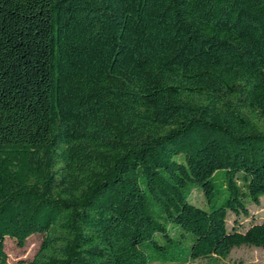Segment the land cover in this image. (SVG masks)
<instances>
[{"label":"trees","instance_id":"obj_1","mask_svg":"<svg viewBox=\"0 0 264 264\" xmlns=\"http://www.w3.org/2000/svg\"><path fill=\"white\" fill-rule=\"evenodd\" d=\"M261 197L264 0H0V264H226Z\"/></svg>","mask_w":264,"mask_h":264},{"label":"rangeland","instance_id":"obj_2","mask_svg":"<svg viewBox=\"0 0 264 264\" xmlns=\"http://www.w3.org/2000/svg\"><path fill=\"white\" fill-rule=\"evenodd\" d=\"M192 202L204 206L205 200L202 192L195 190L192 196ZM249 215L239 217L240 230H245L250 224L264 220V198H260L258 204L248 205ZM235 216L228 214L227 227L231 229L234 225ZM42 242V235L34 234L29 236L23 246H18L12 238L6 237L4 241V250L9 264H27L32 260ZM158 264V263H155ZM198 264H203L200 262ZM226 264H264V250L260 247L241 245L234 247Z\"/></svg>","mask_w":264,"mask_h":264}]
</instances>
